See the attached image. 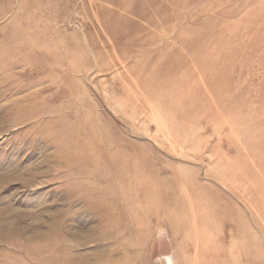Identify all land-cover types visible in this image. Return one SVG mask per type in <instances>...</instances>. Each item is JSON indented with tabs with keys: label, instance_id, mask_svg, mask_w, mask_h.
Instances as JSON below:
<instances>
[{
	"label": "rangeland",
	"instance_id": "374dc122",
	"mask_svg": "<svg viewBox=\"0 0 264 264\" xmlns=\"http://www.w3.org/2000/svg\"><path fill=\"white\" fill-rule=\"evenodd\" d=\"M0 264H264V0H0Z\"/></svg>",
	"mask_w": 264,
	"mask_h": 264
}]
</instances>
